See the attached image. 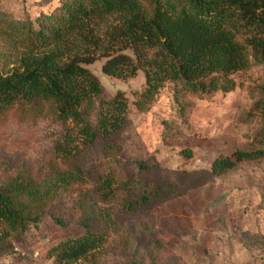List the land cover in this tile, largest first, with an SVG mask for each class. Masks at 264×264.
<instances>
[{"label": "rangeland", "instance_id": "obj_1", "mask_svg": "<svg viewBox=\"0 0 264 264\" xmlns=\"http://www.w3.org/2000/svg\"><path fill=\"white\" fill-rule=\"evenodd\" d=\"M62 2L0 0V72L48 49L36 47L28 28H37L39 19ZM10 19L18 26L8 24ZM115 21L114 15L97 21L95 32L105 36ZM124 51L134 56L131 48ZM104 60L84 65L98 77L104 96L123 91L130 118L110 149L100 140L83 145L73 121L58 118L53 99L23 101L0 111V187L30 184L44 191L59 173H72L76 166L90 172L57 184L39 202L28 201L27 211L39 219L24 229L2 238L6 225L0 223V264H58L53 246L83 233L85 220L105 233L104 241L63 264H264V157L240 161L219 174L209 171L217 155L260 144L264 63L251 55L247 68L232 73L235 86L228 91L180 97L167 80L139 109L134 101L145 86L144 71L117 77L102 70ZM98 100L94 96L86 106L92 122ZM138 160L156 161L177 184L151 206L142 224L123 207L131 188L125 181L136 173ZM142 176L159 180L164 175ZM97 177H108L110 186H101ZM106 210L115 225L101 215Z\"/></svg>", "mask_w": 264, "mask_h": 264}, {"label": "trees", "instance_id": "obj_2", "mask_svg": "<svg viewBox=\"0 0 264 264\" xmlns=\"http://www.w3.org/2000/svg\"><path fill=\"white\" fill-rule=\"evenodd\" d=\"M112 15L116 21L105 36L96 33L94 24ZM7 23L18 26L11 19ZM28 29L36 47L48 49L25 55L19 64L0 72V111L23 101L53 99L58 118L73 121L83 145L100 140L106 149L114 147L113 137L130 123L127 99L121 90L104 96L103 85L84 63L105 57L102 70L117 77L132 76L142 69L145 86L134 101L139 109L148 106L167 80L175 83L174 93L180 97L228 91L235 86L232 73L247 68L251 55L264 63V0H63L56 11L39 19L37 28ZM127 48L134 56L124 51ZM94 96L99 100L92 122L86 106ZM62 146L57 149L63 151ZM259 157H264V123L258 146L217 155L209 171L219 174L240 161ZM72 170L54 176L44 191L30 184L0 187V223L6 225L1 237L39 219L27 211L28 201L39 202L57 184L90 173L84 174L78 166ZM136 170L125 181L131 188L123 207L142 224L151 206L177 184L156 161L138 160ZM151 171L164 176L159 180L142 176ZM98 178L101 186H110L108 177ZM117 187L110 190L112 196ZM107 193L102 192L104 198ZM101 215L108 225L116 224L110 211ZM83 224V233L53 246L56 263L81 257L104 241L105 233L93 229L87 220Z\"/></svg>", "mask_w": 264, "mask_h": 264}]
</instances>
